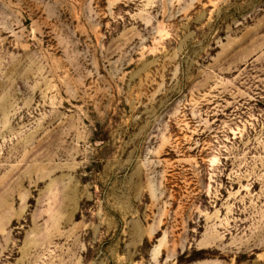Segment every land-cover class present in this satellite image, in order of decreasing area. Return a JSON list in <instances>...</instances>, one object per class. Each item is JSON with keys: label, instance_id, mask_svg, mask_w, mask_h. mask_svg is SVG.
Masks as SVG:
<instances>
[{"label": "rangeland", "instance_id": "obj_1", "mask_svg": "<svg viewBox=\"0 0 264 264\" xmlns=\"http://www.w3.org/2000/svg\"><path fill=\"white\" fill-rule=\"evenodd\" d=\"M0 264H264V0H0Z\"/></svg>", "mask_w": 264, "mask_h": 264}]
</instances>
